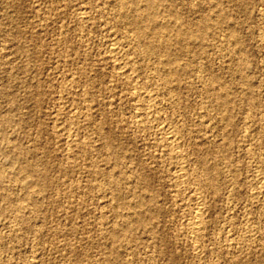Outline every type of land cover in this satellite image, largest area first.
I'll list each match as a JSON object with an SVG mask.
<instances>
[{
	"label": "rangeland",
	"instance_id": "1",
	"mask_svg": "<svg viewBox=\"0 0 264 264\" xmlns=\"http://www.w3.org/2000/svg\"><path fill=\"white\" fill-rule=\"evenodd\" d=\"M260 181L264 0H0V264H264Z\"/></svg>",
	"mask_w": 264,
	"mask_h": 264
},
{
	"label": "bare ground",
	"instance_id": "2",
	"mask_svg": "<svg viewBox=\"0 0 264 264\" xmlns=\"http://www.w3.org/2000/svg\"><path fill=\"white\" fill-rule=\"evenodd\" d=\"M129 11H131V13H134V14H139L140 13V11H137L136 9H133V8H130L129 9ZM146 11V10H145ZM144 13V12H143ZM142 13V14H143ZM143 15H145V14H143ZM141 16V15H140ZM131 17H133V14L131 15ZM144 18V17H143ZM86 19V18H85ZM89 19V18H88ZM140 20H141V18H140ZM139 21V20H138ZM153 21V20H152ZM135 23V22H134ZM140 29V28H139ZM205 29V28H204ZM143 31V30H142ZM139 33V32H138ZM141 34H142V32H141ZM116 38V37H115ZM156 40H158V39H156ZM110 43V42H109ZM120 43V42H119ZM158 43V42H157ZM112 49H114V47L116 46L117 47V45H115V43H113V41H112ZM111 44H110V46L109 47H111ZM123 44V43H122ZM157 45V44H156ZM151 46V45H150ZM149 46V47H150ZM162 46V45H161ZM140 47V46H139ZM164 47V46H163ZM123 48V47H122ZM150 49V48H149ZM164 49V48H163ZM141 50V49H140ZM113 51H115V50H113ZM123 52V51H122ZM131 53V52H130ZM113 54H115V53H113ZM123 54V53H122ZM141 54V53H140ZM154 54V53H153ZM125 55V54H124ZM112 56V55H111ZM120 57V56H119ZM122 57H124V56H122ZM127 57H128V55H127ZM113 59H114V56H113ZM132 60V59H131ZM120 61V60H119ZM164 61V60H163ZM121 62V61H120ZM114 63V62H113ZM122 64H123V67H119V68H121L123 71L121 72L122 74H124L125 76H126V78H128V79H133V75L132 74H128V71H130L129 70V68L131 67H128L129 65H130V63L127 61V59L126 58H123L122 59ZM122 64H120V65H122ZM118 68V69H119ZM132 68V67H131ZM128 70V71H127ZM133 70V72H134V69H132ZM136 70V69H135ZM132 72V73H133ZM139 75V74H138ZM121 76V75H120ZM135 76H136V74H135ZM143 76V75H142ZM121 77H123V75L121 76ZM121 80H123V79H121ZM134 81V80H133ZM132 82V81H131ZM137 82V81H136ZM133 83V82H132ZM131 83V84H132ZM135 87V86H134ZM213 87V86H212ZM131 88V87H130ZM216 88V87H215ZM137 89V88H136ZM148 90V89H147ZM139 92V91H138ZM148 95H150V94H148ZM156 95V94H155ZM161 95V94H160ZM139 96V95H138ZM143 97V96H142ZM227 98V97H226ZM142 99V98H141ZM150 99V98H149ZM141 101V100H140ZM147 101L148 100H146L144 103H146V104H144L143 105V108H142V110H144L145 111V109H147V108H149V104L150 103H148L147 104ZM151 101V100H150ZM153 101V100H152ZM137 104V103H136ZM139 104V103H138ZM142 104V103H141ZM154 104V103H153ZM137 106V105H136ZM138 107H139V105H138ZM151 107H152V105H151ZM140 108H141V106H140ZM154 110V109H153ZM148 111V110H147ZM156 111V110H155ZM137 112V111H136ZM142 112V111H141ZM146 112V111H145ZM159 112V111H158ZM140 113V112H139ZM148 113V112H147ZM154 113H156V112H154ZM150 114H151V112H150ZM150 114H148V115H150ZM142 115V114H141ZM161 115V114H160ZM140 116V115H139ZM145 116V115H144ZM153 116H155V115H153ZM138 117V116H137ZM152 117V116H151ZM155 117H157V116H155ZM154 117H152V119H153ZM161 118V117H160ZM70 119V118H69ZM79 120V119H78ZM139 120V119H138ZM141 120V119H140ZM147 120H149L150 121V119H147ZM157 119H155V121H156ZM68 121V120H67ZM72 121V120H71ZM83 121V120H82ZM144 121V120H143ZM70 123V122H69ZM141 123H142V121H141ZM146 123V122H145ZM148 123V122H147ZM158 123V122H157ZM148 124H150V123H148ZM153 124V123H152ZM171 124V123H170ZM145 125V124H144ZM143 125V127H145ZM151 125V124H150ZM155 125V124H154ZM168 125V124H167ZM149 126V125H148ZM153 126V125H152ZM152 126H151V128H152ZM139 127V126H138ZM142 126H140V128H141ZM164 128H167V127H165V126H163ZM163 127L160 125V124H157L156 125V128H158V130L159 129H163ZM150 128V127H149ZM154 128V127H153ZM169 128H167V130H164L163 131V139L162 140H164L166 143H167V145H168V149L167 150H169V153L172 155V158H174V159H176V161H178V158H179V156H181L180 155V153H179V150H178V144H177V132L175 131V130H168ZM182 130V129H181ZM160 132H161V130H160ZM181 135H183V134H181ZM181 137V136H180ZM167 147V146H166ZM170 155V156H171ZM184 155V154H183ZM184 157V156H183ZM171 158V159H172ZM180 159V158H179ZM175 161V162H176ZM179 162V161H178ZM177 163V162H176ZM215 163V162H214ZM175 164V163H174ZM181 163H178V164H176L177 165V168H178V170H176L177 171V173H175V177H176V179H178L179 181H181V182H184L185 183V179H187V177H186V175L188 174L187 172H186V170H185V168L182 166V164L180 165ZM213 168V167H212ZM255 170V169H254ZM188 171V170H187ZM192 171V170H191ZM210 173V172H209ZM256 174V173H255ZM263 173H261V175H262ZM172 177H174V175L172 176ZM186 177V178H185ZM194 179V178H193ZM190 181V180H189ZM176 182V181H175ZM193 182V181H192ZM191 182V183H192ZM213 182V181H212ZM186 183H188V182H186ZM185 183V184H186ZM259 183V189H260V191L262 192V193H264V181H260V182H258ZM185 184H183V186L185 185ZM202 185V184H201ZM179 187V186H178ZM210 187V186H209ZM192 189V188H191ZM193 193V200L191 199V201H193V207H192V214H191V216H190V218H189V221H188V226H187V229H188V233L190 234V236H191V239H193V241L195 242V244L193 245V247H194V250H196V251H199L200 250V246H202V245H199V243H196L197 242V240H199L202 236H203V232H204V224H203V218H204V208H203V203H201V199H200V195H199V188L198 187H195L193 190H191ZM209 191V190H208ZM204 192V191H203ZM210 192V191H209ZM211 193V192H210ZM205 194V193H204ZM208 194V193H207ZM190 195V194H189ZM189 197V196H188ZM144 198V197H143ZM190 198V197H189ZM204 201V200H203ZM189 212H191V211H189ZM206 215V214H205ZM108 224V223H107ZM18 235V234H17ZM203 242V241H202ZM199 254H200V252H199Z\"/></svg>",
	"mask_w": 264,
	"mask_h": 264
}]
</instances>
